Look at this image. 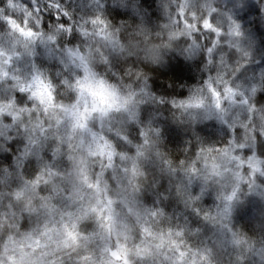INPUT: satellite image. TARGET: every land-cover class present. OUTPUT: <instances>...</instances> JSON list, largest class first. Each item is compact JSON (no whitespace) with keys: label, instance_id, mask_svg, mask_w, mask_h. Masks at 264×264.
Returning <instances> with one entry per match:
<instances>
[{"label":"clouds","instance_id":"9594fccd","mask_svg":"<svg viewBox=\"0 0 264 264\" xmlns=\"http://www.w3.org/2000/svg\"><path fill=\"white\" fill-rule=\"evenodd\" d=\"M0 264H264V0H0Z\"/></svg>","mask_w":264,"mask_h":264}]
</instances>
